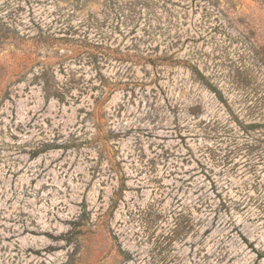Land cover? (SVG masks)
<instances>
[{"label":"rangeland","instance_id":"rangeland-1","mask_svg":"<svg viewBox=\"0 0 264 264\" xmlns=\"http://www.w3.org/2000/svg\"><path fill=\"white\" fill-rule=\"evenodd\" d=\"M0 264H264V0H0Z\"/></svg>","mask_w":264,"mask_h":264},{"label":"trees","instance_id":"trees-1","mask_svg":"<svg viewBox=\"0 0 264 264\" xmlns=\"http://www.w3.org/2000/svg\"><path fill=\"white\" fill-rule=\"evenodd\" d=\"M192 70H193V72L196 73L198 76H202L201 73H200V71H199L196 67H192ZM46 90H48V89L46 88ZM53 95L55 96L54 93H53ZM49 148H50V147H48L47 149H49Z\"/></svg>","mask_w":264,"mask_h":264}]
</instances>
